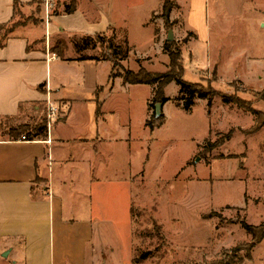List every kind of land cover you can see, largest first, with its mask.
<instances>
[{
  "label": "rangeland",
  "instance_id": "1",
  "mask_svg": "<svg viewBox=\"0 0 264 264\" xmlns=\"http://www.w3.org/2000/svg\"><path fill=\"white\" fill-rule=\"evenodd\" d=\"M164 2L158 15L148 22L158 34V58L155 61L158 65L153 67L157 69L148 70L168 71L170 60L165 42L169 30H173V41L181 50L186 69L184 80L200 82L223 92L230 91L228 87L233 84L232 91L239 90L241 99L264 113V102L259 101L264 93V27L260 13L255 10L264 8V3L228 0L230 9L239 17H225L219 22L223 29H219L218 21L213 20L211 50L208 45L199 44L195 45V53L188 43L193 38L187 36L188 41L184 44L178 34L175 24L179 20L170 23L171 28L165 24L161 16ZM50 10L51 14L57 15L62 6L57 4ZM145 10L136 16L132 8L128 20L130 30L142 43H146L148 34L140 29L146 20ZM17 19L16 24H21L29 18L23 15ZM7 31L9 29L4 32ZM220 38L224 44H220ZM69 45L68 38L54 37L50 48L62 57H69ZM122 46L124 52L125 46ZM217 47L223 50L218 52ZM167 87L165 95L169 101L162 105L160 115L163 125L154 130L147 126L146 134L140 122L144 119L143 101L145 95L149 97V86L136 94L135 105L129 112L119 102L121 108L115 117L114 133L118 137L124 135L123 131L118 132V125L128 121L130 114L129 133L131 138H137V142L109 145V153H113L114 159L108 169L99 173V180H93L99 186L96 194L93 186L92 209L91 180L85 177L66 179L59 192L63 216L86 219L92 214L97 222L94 235L110 240L114 251L123 253L124 259L115 256L112 264H127L128 251L132 264H211L221 260L248 264V256L253 250L249 248L252 235L241 222L254 226L264 224V126L258 131L262 132L260 135H255L258 132L252 134L255 137L245 135L243 131L250 130L255 123L251 113L229 104L236 116L224 112L221 118L213 109V117L209 119L208 102L200 99H196L195 108L189 114L183 109L188 95L180 94V87L175 82ZM156 104L154 95L150 96L147 123L153 122ZM110 106L114 107V102ZM216 116L220 118L219 122L215 121ZM45 120L47 108L32 106L19 119H0V133H10L11 128L21 125L35 129ZM61 120L62 117L57 122ZM231 130L234 132L232 141L207 150L209 143L220 142ZM45 134L48 135V130ZM231 155L237 157L230 158ZM59 233L55 230L56 235ZM69 233L74 235L75 231L69 230ZM261 253H264V243L256 256ZM144 254L147 259H140ZM4 255L5 252L3 256L0 254V264H9L11 258Z\"/></svg>",
  "mask_w": 264,
  "mask_h": 264
},
{
  "label": "crops",
  "instance_id": "2",
  "mask_svg": "<svg viewBox=\"0 0 264 264\" xmlns=\"http://www.w3.org/2000/svg\"><path fill=\"white\" fill-rule=\"evenodd\" d=\"M169 1L174 4L170 23L179 20L175 24L178 34L183 41L189 35L193 38L188 43L195 53V45L199 44H206L211 50L213 20L223 29L221 20L239 17L230 9L228 0ZM260 2L264 3L256 0L255 4ZM162 3L163 0H0V119H19L25 110L47 107L48 102L63 112L50 136L21 142L0 133V254L5 252L4 257L11 258L9 264H112L115 256L122 257L123 253L115 252L110 240L94 235L97 222L92 214L86 219L64 218L59 192L68 178L91 180L92 209L93 186L95 194L99 186L93 180H99V173L108 169L114 159L109 145L137 142L129 133V113L128 121L118 125V132L121 130L124 135L118 137L114 133L119 102L129 112L142 88L149 86V97L155 91L150 85H132L120 77L111 78L113 63L101 58L102 45H87L85 40L102 35L122 50L124 45L122 52L127 54L120 63L128 70L157 69L153 67L158 65V34L148 22L158 15ZM57 4L62 11L53 15L50 8ZM132 8L136 16L145 10L146 20L140 29L148 32L146 43L137 41L129 28ZM255 10L264 27V8ZM23 15L28 21L16 24L17 16ZM5 29L9 31L4 32ZM62 36L70 40L69 57H61L50 48L52 39ZM219 40L224 44L222 38ZM149 97L145 95L144 119L140 122L145 134ZM232 107L216 96L207 109L208 118L213 117V109L221 118L224 112L236 116ZM218 117L214 119L219 122ZM55 230L60 233L56 235ZM263 243L264 240L253 248L248 264L264 262V253L256 256ZM131 260L128 251L126 263L132 264Z\"/></svg>",
  "mask_w": 264,
  "mask_h": 264
},
{
  "label": "trees",
  "instance_id": "3",
  "mask_svg": "<svg viewBox=\"0 0 264 264\" xmlns=\"http://www.w3.org/2000/svg\"><path fill=\"white\" fill-rule=\"evenodd\" d=\"M173 8L174 4L169 0H165L161 16L164 18L166 25H169L170 28L172 27L169 22L170 13ZM85 42L87 45H102L103 51L101 58L104 60H110L113 63L114 72L112 73L111 78L120 77L124 83L132 85H150L155 87V103H161L162 105H164L169 101V98L165 96V89L170 83L175 82L180 87L179 93H185L188 95V98L183 105V109L188 112L193 109L196 99L207 100L208 105L211 106L213 99L218 96L221 97L224 104L235 105L247 112H250L254 116V126L248 131H243L245 135L255 134L264 126V113L255 110L252 106L253 104L247 103L245 100L241 99L238 95L239 90L232 91L233 84L228 87L229 89H231L230 91L226 90L225 92H220L212 87H205L200 82L192 83L184 80L185 69L182 64L181 50L178 46L175 45L174 41L165 42V50L170 61L168 71L163 73H151L144 68H141L138 72L126 69L120 62L126 56L127 52L123 54L122 49L119 46L115 45L112 40L107 39L105 36L98 35L93 38L86 39ZM186 42L187 39L183 41V43ZM58 55L62 57L61 54ZM116 68H119L118 72H116ZM259 101L264 102V93H261ZM146 125L152 130L162 127L163 116L156 118V114H154L153 122H149ZM46 132L47 121L45 120L42 124H39V126L35 127V129H32L27 125H21L17 128H11L10 133L7 134L13 140L19 139L22 136H26L31 140H36L37 138H42L43 134H45ZM233 134L234 132L233 130H231L229 133L223 136L220 142L217 141L214 144L209 143V148L207 150L212 151L218 146L223 145L226 141H229L232 138ZM233 157L237 156H230V158ZM241 226L252 235V242L249 246L251 251L257 244L261 243L264 240V224L254 226L249 225L246 222H241ZM250 257L251 256H248V259H250ZM140 259H147V255H141ZM211 264H231V262H225L221 260L217 263Z\"/></svg>",
  "mask_w": 264,
  "mask_h": 264
},
{
  "label": "built area",
  "instance_id": "4",
  "mask_svg": "<svg viewBox=\"0 0 264 264\" xmlns=\"http://www.w3.org/2000/svg\"><path fill=\"white\" fill-rule=\"evenodd\" d=\"M47 130H48V136H50L52 126L60 119V113L59 109L53 105L52 103H47ZM18 141L21 142H31L34 140H31L27 138L26 136H22ZM51 142L50 140L48 143Z\"/></svg>",
  "mask_w": 264,
  "mask_h": 264
},
{
  "label": "water",
  "instance_id": "5",
  "mask_svg": "<svg viewBox=\"0 0 264 264\" xmlns=\"http://www.w3.org/2000/svg\"><path fill=\"white\" fill-rule=\"evenodd\" d=\"M167 40L169 42H171V41L174 40L173 30H169ZM161 108H162V104L161 103L156 104V118H159L160 117V115H161Z\"/></svg>",
  "mask_w": 264,
  "mask_h": 264
}]
</instances>
